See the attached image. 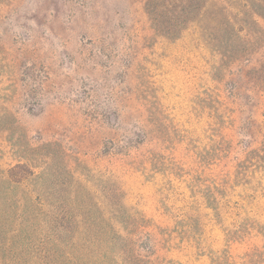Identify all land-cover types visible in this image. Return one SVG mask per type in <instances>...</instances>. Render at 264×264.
Segmentation results:
<instances>
[{"label":"rangeland","instance_id":"374dc122","mask_svg":"<svg viewBox=\"0 0 264 264\" xmlns=\"http://www.w3.org/2000/svg\"><path fill=\"white\" fill-rule=\"evenodd\" d=\"M157 5L0 0V264H58L60 217L83 227L74 217L108 200L171 228L176 264H264V0H210L179 39L156 30ZM232 84L237 125L223 127L205 93ZM154 122L160 140L130 153L127 133Z\"/></svg>","mask_w":264,"mask_h":264},{"label":"trees","instance_id":"16d2710c","mask_svg":"<svg viewBox=\"0 0 264 264\" xmlns=\"http://www.w3.org/2000/svg\"><path fill=\"white\" fill-rule=\"evenodd\" d=\"M156 1H158V9L153 15V21H155L157 28L156 30L159 31L164 27L168 28L170 36H174V38L179 36V39L182 34L189 29L190 24L194 22L191 17L192 13L194 12L196 15L197 13L200 15L202 14L201 17H204V8H206V5L210 0H205L203 8H199V0H195L196 3H186L187 0ZM167 5H169L170 9ZM216 71L218 72V70ZM263 87L264 83L263 85L253 87L252 89L254 93L258 92L261 99L264 98ZM241 90L242 87L232 84L231 87H229L227 95H223V91L218 89L215 94H212L213 90L205 93V108L209 110L214 109L216 111V118L217 120H220L223 127H232L233 123H235L233 127L237 125V117L234 116V112L237 113L238 109L235 107L234 102H236L238 96L241 95ZM249 102L251 103V101ZM262 113H264V110H262ZM249 125L250 128L248 127ZM240 126L241 128L250 131L256 130L255 124L252 120L250 122L249 117L246 118V120H243ZM148 138L160 140L156 130V122H154L153 125L151 124V126L146 125V127H139L135 132L127 133L124 138L126 144L125 148L130 151V153L132 150H138ZM160 154H163V152L156 150L152 157H148L142 161L146 166H150L153 162L158 163V155ZM248 159V153H246L243 159L241 158L234 161L233 170L227 171L223 174L220 190H228L232 188L230 179H225L226 175H232L235 171L247 172L249 164ZM226 160L229 161L231 159L229 158ZM17 169H22V171L20 173H15ZM9 171L8 179L11 183L16 185H23L26 182L27 177L30 176L29 173L31 174V171H29L27 166L23 164H18ZM84 200L85 199H83L82 203H84ZM35 201L36 199L32 197V202L34 203ZM194 201L195 203H198L199 197H194ZM219 201H222V199ZM108 203L114 209L101 212L97 216L89 215V213L81 217L80 221H77V218L74 217V221L78 225L85 223V226H78L77 229H69L70 227L68 226L69 223L67 222L66 213L65 216H62V218L60 217L62 224H60L55 232V237H58L59 242L56 251L60 252L64 260L60 261L58 264L177 263L172 258L166 256V252H170V247L164 245L165 243H171L167 239L173 241L172 234L175 233H172L171 228L168 226L161 227V225L157 224L144 211H134L132 208L129 209L121 202L120 205L118 203H115L114 205L113 200H108ZM189 214L192 213L186 211L181 214L183 216L177 215V218L190 219ZM179 230V236L182 235L181 233L191 234L193 231L190 225H187L186 227L182 226ZM162 236H164V238ZM68 248L71 250L69 251Z\"/></svg>","mask_w":264,"mask_h":264}]
</instances>
